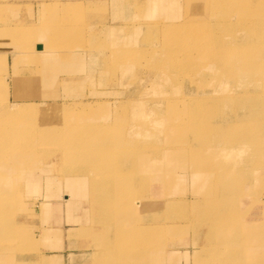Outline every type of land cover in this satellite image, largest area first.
I'll return each instance as SVG.
<instances>
[{
  "label": "rangeland",
  "instance_id": "374dc122",
  "mask_svg": "<svg viewBox=\"0 0 264 264\" xmlns=\"http://www.w3.org/2000/svg\"><path fill=\"white\" fill-rule=\"evenodd\" d=\"M93 1L97 2L91 0V5H84L81 0L43 3L36 13L23 7L19 10L0 6V52L11 55V84L18 87L10 92L9 98L43 103L0 106V247L6 255L13 247L21 248L17 252L26 258L35 253L40 255V247L42 260H47L44 257L48 253L47 239L60 241L67 237L77 244L90 241L101 246L106 237L102 231L106 220L99 207L101 203H96V211L90 200L89 179H74L79 186L68 185L73 180L66 179L76 178L72 177L75 173L81 175L77 171L83 162L95 158L94 150L100 149L107 157L98 169L105 175L100 198L104 189L115 188L110 184L112 181H120H111L110 174L129 177L121 182L131 184L128 197L110 204L114 211L108 217L121 215L144 223L150 218L153 224L165 223L159 235L154 234L153 252L157 259L153 264H166L162 254L181 246L187 247L190 254L185 258L175 257L171 264L224 263L222 256L226 254L230 258L233 248L230 264H264V168L258 162L256 168L253 164L248 170L243 168L244 160L253 151L237 149L233 155L225 154L232 148L228 143L239 147L244 143L239 137L234 138L237 133L227 139L210 135L217 126L228 124V120L247 119L248 123L242 126L250 128L260 125L254 117H239L236 109L245 102H264V89L254 88L264 79V50L261 58H244L230 41L235 34L243 38L248 29L255 38L260 37L264 0H107L100 6ZM19 13L23 14L20 17L24 21L18 20ZM201 39L206 41L207 48L196 51L200 49L196 43ZM35 44L42 46L41 54H37ZM172 50L175 53L170 57ZM3 54L0 53V59L4 58L0 65V87L4 89L7 79L2 77L7 74V66ZM230 63L246 65V68L234 70ZM210 68L217 74V83L212 85L207 75ZM169 75L173 77L172 83L166 81ZM228 81L234 83L233 91ZM33 92L39 95L32 97ZM6 95L5 89L0 91V104L6 103ZM194 100L203 106L213 105L210 111L214 116H205L204 111L200 114L194 107L187 110ZM44 108L53 111L37 115ZM198 124L207 126L200 129L203 134L207 133L201 140L195 135ZM145 128L152 129V137L141 136ZM49 134L54 144L53 134L61 142L66 141L67 149L71 142H77L75 145L88 152L83 155L79 148L78 159L66 157L62 163L47 152L56 150L53 144H47L52 141L46 138ZM180 140L186 141V146ZM38 141L42 144L39 143L37 150L33 144ZM173 149H179L180 153L169 160L163 151ZM60 151L58 148L57 152ZM184 157L189 158L188 163ZM10 160L25 164V182L51 177L53 182L48 183L56 186H36L35 191L32 186H21L19 192L16 186L3 185L4 176L11 175L16 180L19 175L18 171H4L3 166L17 168ZM255 173L258 176L254 179L259 177L258 182L251 179ZM135 174L140 177L136 178ZM216 184L221 190L215 188ZM206 188L219 192L214 197L209 195L213 202L204 211L200 193ZM17 194L19 201H15ZM45 194L52 197L45 198ZM39 197L43 202H34ZM50 199H55L51 208L48 207ZM140 199L151 204L148 202L146 208L135 205ZM167 199L176 202L169 214L163 212ZM142 208L144 211L139 216L132 215ZM204 213L205 217L217 220L213 227L201 222ZM217 226H220L219 232ZM209 230L215 234H208ZM54 231L57 236L52 234ZM34 233L38 235L36 248ZM91 244V251L85 256H75L71 264H102L106 252L103 247L99 250L98 245ZM217 247L221 257L212 260L203 257L205 250ZM116 250L111 249L106 256L118 260V256L129 259L134 254V249L130 252V249L118 248L119 252L115 253ZM193 250H197L195 257ZM98 252L100 259L96 258ZM125 260H119L120 264H134Z\"/></svg>",
  "mask_w": 264,
  "mask_h": 264
},
{
  "label": "bare ground",
  "instance_id": "6f19581e",
  "mask_svg": "<svg viewBox=\"0 0 264 264\" xmlns=\"http://www.w3.org/2000/svg\"><path fill=\"white\" fill-rule=\"evenodd\" d=\"M50 5V4H49ZM215 26H218V25H215ZM214 26V27H215ZM260 29V33L258 36H260L259 38H255V36L253 35L252 33V30L251 29H248L247 32L245 33L244 37H240L239 35H234L233 36V40L230 41V45L232 47H235L237 50L241 51V53L243 54L241 57H244V58H261L260 56V53L261 51L264 50V23H262L261 27L259 28ZM206 41L201 39L198 41V43H196L198 46H199V50L197 49L196 51H203L204 48H207V44L205 43ZM258 43V45H257ZM255 44V45H254ZM41 52H43V48L41 47V50H39ZM171 54L168 55V56H172L173 53H175L173 50L170 51ZM1 58V57H0ZM4 58L3 59H0V65L2 64ZM231 67L234 69V70H237V69H240V68H246V65H241V64H238V63H230ZM174 68V67H173ZM208 68V67H207ZM212 68H210L211 70ZM206 72V71H205ZM203 73V72H202ZM206 74V73H205ZM210 77V80H211V84L212 85L213 83H217V74H216V70H211V72L209 74ZM198 76V75H197ZM197 78V77H196ZM163 79V78H162ZM173 79V77L171 75L169 76H166V81L167 82H170V80ZM225 80H227V78H223ZM165 81V82H166ZM200 81L202 83L205 82V80L203 79H200ZM164 82V80H163ZM164 82V83H165ZM197 82V81H196ZM229 82V85L231 90L233 91L235 85L232 81H228ZM172 83V82H170ZM207 82H205L204 84H206ZM203 84V85H204ZM256 90H259L261 91L262 89H264V79H260L258 84L254 87ZM169 95V93H168ZM168 99V98H167ZM211 102H214V101H211ZM189 103H192V102H189ZM164 104V103H163ZM166 104V103H165ZM211 105V104H210ZM159 106V105H158ZM213 106V105H211ZM211 106H203V103L202 102H198V101H193V103L189 106H187V110L188 108L190 107H194L200 114L204 111L205 113V116H210V115H213V112L210 111V107ZM186 109V108H185ZM53 110H48L47 108H44V109H40L37 113V115L39 114H44V113H48V112H52ZM186 111V110H185ZM155 112V111H154ZM180 114H183L182 111H176ZM236 112L238 114V116L242 117V118H248V117H254L256 118V120H258L260 122V125L256 128H250L249 125H243L242 126V123H248V120H237L235 119L234 121L231 120L229 121L228 120V124H226L225 126L224 125H219L217 126V129L215 131V133H212L210 135H212L213 137H216V138H229L231 135H233L234 133H237L235 137H239L240 140H242L244 143L242 144L241 147H239L238 145H235V144H232V143H228L232 148H230L229 151H226L225 154H234L235 150L237 149H247L249 152L250 151H253L251 152L252 156L250 158H247L244 160L243 162V165H244V169L245 170H248L249 168V165H254V168H256L257 166V162L262 165V167L264 168V102H259L257 100L255 101H251V102H245L243 103V106H238L237 109H236ZM177 113V115H178ZM217 115H220L219 114V111L217 109L216 111ZM55 114V113H54ZM163 114V113H162ZM175 114V113H174ZM49 115V114H48ZM52 115V114H51ZM45 116V115H44ZM47 116V115H46ZM50 116V115H49ZM166 116V115H165ZM214 116V115H213ZM201 117V116H200ZM220 117V116H219ZM224 117V115H223ZM228 119V118H227ZM215 120H219V118L215 119ZM166 122V121H165ZM206 121H202V123H205ZM220 122V121H219ZM223 122V121H222ZM164 126V125H163ZM185 126V125H183ZM196 127L198 126V129L196 131L199 130L198 134L197 132L195 131V135H198L200 140L204 137L203 135H206L207 133L203 134L202 131L200 129H203L205 126H201V125H195ZM193 126V127H195ZM30 127V126H29ZM148 127V126H147ZM176 127V126H175ZM181 127V126H180ZM179 127V128H180ZM195 127V128H196ZM207 127V126H206ZM22 128V127H21ZM152 128V127H151ZM151 128H145L143 130V135L141 134V136L143 137H152L151 135ZM238 128V129H237ZM167 129V128H166ZM165 129V130H166ZM213 129V128H212ZM156 131V129H154ZM174 130V129H172ZM181 130V129H180ZM185 130H186V127H185ZM16 131V130H15ZM94 131V130H93ZM154 131V132H155ZM201 131V132H200ZM170 132V131H169ZM172 132V131H171ZM175 132V130H174ZM173 132V133H174ZM158 133V131H157ZM160 133V132H159ZM178 133V132H177ZM182 133V132H180ZM179 133V134H180ZM51 135V136H50ZM165 135V134H164ZM174 135V134H173ZM92 136V135H91ZM157 136V135H156ZM168 136V135H167ZM178 136V135H176ZM53 137L56 138L55 139V144H54V140L52 139V134H49V136H46V138H49L50 140L52 141H47V144L48 145H51L53 144L54 147L56 148V150H52V149H49L47 150V152L49 153V155H54L55 157H57L58 159H60L61 161L65 160L66 157H71V158H76L78 159V154H77V149H81V153H83V155H85L86 152H88V149H85V148H81L80 145H75L77 142L75 143H70V147L67 149L65 145H67L68 147V144H65L66 141H63L61 142L59 139H58V136L57 135H54L53 134ZM155 137V136H154ZM153 137V138H154ZM162 137V136H161ZM189 137V136H188ZM60 138H62L60 136ZM87 138V136L85 137ZM97 138H103L101 136H97ZM104 138H107L106 136ZM157 138V137H156ZM166 138V137H165ZM169 138V137H168ZM185 138V137H184ZM147 139V138H145ZM144 139V140H145ZM158 140H160L159 138H157ZM176 139V138H175ZM143 140V139H142ZM144 140H143V143H144ZM148 140V139H147ZM150 140V138H149ZM156 141V140H155ZM162 141V140H161ZM173 141V140H172ZM183 140H180L179 142H182ZM68 142V141H67ZM142 142V141H141ZM141 142H140V145H141ZM148 142V141H147ZM159 142V141H158ZM168 141H166L167 143ZM178 142V141H177ZM176 142V143H177ZM178 142V143H179ZM40 144H42V142L40 141L39 142ZM150 143V142H149ZM155 143V142H154ZM175 143V142H174ZM183 144H185L186 146V141L182 142ZM89 146H93V144L91 143H88ZM168 144V143H167ZM180 144V143H179ZM75 145L74 148L71 149V147H73ZM82 145V144H81ZM174 145V144H173ZM36 146L35 148L37 149V146H38V142L34 143L33 144V147ZM85 146V145H83ZM182 146V145H181ZM184 146V145H183ZM184 146V149H186ZM187 148L190 149L191 151V147L187 144ZM66 150H63L64 148ZM141 147V146H140ZM58 148H61L62 151L60 152H57V149ZM144 148V147H143ZM253 150H252V149ZM162 149V148H161ZM160 149V150H161ZM182 149V148H181ZM129 150V149H128ZM127 150V151H128ZM217 150H219L217 148ZM34 151V150H33ZM130 151V150H129ZM216 151V150H215ZM94 152L97 154V156L93 159H88L87 161L83 162V164L81 165L82 168L81 170H78L77 172L81 173L80 174H77L75 173L74 175L75 176H72V174L70 176L72 177H76V178H70V177H66V179H72L73 181H71V184H68V185H74V186H79L78 183L76 184V180L74 179H79V178H83V179H89L90 183H89V186H90V196L92 197L90 200L92 202H94V205H95V210L98 211V209L96 208V203H101L99 205V207H101L103 209L102 211V214H103V217L105 218V225H103V227H108L106 230L103 228V232L105 231V235L106 237L104 238V241L102 243V245L100 246L99 245V250H101V247L102 250L105 253V256L103 258V254H101L102 258L104 261H101L103 262L104 264H117V263H121V261L119 260H125L126 259V256H118V260L117 258H109V256L106 254L108 252L111 251V249L115 248L118 250V248L120 249H124V250H127V249H130V252H132L131 250L134 249V254L133 255H130L131 258L129 257V259H126V261L128 260H131V261H134V264H151L152 262H154L155 259H157V256H155V241H154V237H155V233L159 235V232L160 230H163V228L165 227V223L163 224H159V223H154L153 222H149V219L146 221V223L144 222H135V220H127L125 219L123 216H119V215H116V216H113L112 218L111 217H108V215H112V212L114 211L110 204L113 202V201H121V199L123 197H128L130 195V187H131V184L130 183H126V182H121L122 179H125V178H129V177H126V176H111V174L108 176L109 179L112 181V180H120L118 183H110L112 186H115V188L113 190H110V189H104L103 191V196L100 198V195L102 193V188H101V184H103V182H101L102 180H105V178H103L105 175L101 174L98 172V169L99 167L102 166V163L101 161L107 157H105L104 153L99 150H94ZM138 152V151H137ZM31 153V152H29ZM34 153V152H33ZM54 153V154H53ZM64 154V156H62ZM140 153V152H139ZM146 153H147V149H146ZM159 153V152H158ZM180 153V150H176V149H173V150H168V151H163V154H167V159L170 160V157L171 156H177L178 154ZM211 153V152H210ZM216 153H221V152H218L216 151ZM13 154V153H12ZM22 154V153H21ZM24 154V153H23ZM26 154V153H25ZM122 154V153H121ZM145 154V153H144ZM184 154H186L184 152ZM61 155V157L59 158L58 156ZM137 155V154H136ZM143 155V154H142ZM124 156V155H123ZM121 156V157H123ZM126 156V155H125ZM186 156V155H185ZM163 158V157H162ZM135 159V158H134ZM132 160V159H130ZM163 160V159H162ZM11 162L13 161L15 165L18 166V163H15L14 160H10ZM9 161V163H10ZM22 162L25 163V161H23V159L21 160ZM62 161V163H63ZM70 161V159L68 160ZM120 161V160H119ZM118 161V163H119ZM164 161H165V158H164ZM60 162V161H59ZM87 162V163H86ZM184 162L185 163H188L189 162V158L185 160V157H184ZM24 163H22V165H25ZM65 164H69L68 162L65 163ZM132 164V162H131ZM133 165V164H132ZM69 165H67L68 167ZM105 166V164H104ZM115 166V165H114ZM26 168V167H25ZM119 168H121L119 166ZM129 168H130V165H129ZM135 168V166H134ZM97 169V171H96ZM262 169V168H261ZM75 170V169H74ZM126 170V169H125ZM136 170V169H135ZM134 170V172H136ZM263 171V177H264V169L262 170ZM112 172V171H110ZM71 173V172H69ZM66 174V173H65ZM67 175V174H66ZM137 175L139 174H135V177L136 178H139L137 177ZM257 173H255L254 175L251 176V179L253 178L254 181H259V177H257L256 179H254L256 177ZM68 176V175H67ZM258 176V175H257ZM26 177V176H25ZM28 177V176H27ZM62 178V176H61ZM60 178V179H61ZM64 178V177H63ZM133 177H130V179H132ZM45 180L47 181H50L52 180L51 177L49 178H44ZM81 179V180H83ZM62 181V180H61ZM216 182H219V179H216L215 180ZM79 182V181H78ZM262 183H263V186H264V178H262ZM49 184V183H48ZM81 184V183H79ZM82 187V184L81 186ZM133 187V186H132ZM145 187V185L143 186ZM201 187H204V185H202ZM215 188L216 189H220L221 186H219V184H216L215 185ZM214 188V189H215ZM264 188V187H263ZM214 189H210V188H206L205 190H203V193H200L201 195H203L202 197V201H203V210H207L208 208H210V204L209 203H212L213 201L210 199L209 195L211 196H216L219 192H215ZM144 190V189H143ZM221 190V189H220ZM151 196V195H150ZM100 198V199H99ZM152 198V196H151ZM68 201V200H67ZM151 204L150 201L146 200L144 201L143 199H140V201H137L135 203L138 204V206L140 207H143L144 205V208L147 207L148 204ZM175 200H172V199H167L165 200V205H164V208H163V212L166 213V214H169V211L170 209L172 211H174V205H175ZM153 204V203H152ZM134 205V206H135ZM138 206L136 207V209H138ZM94 207V206H93ZM98 207V208H99ZM144 208H142V210H137V212H135L134 214H132L134 217H137L140 215V212L143 213L144 211ZM87 211V210H86ZM264 211V209H263ZM148 212V211H147ZM75 214V213H74ZM205 214L204 213L201 217L200 220H202L201 222H207L209 223V227H213V223L217 220L213 219L212 218H208V217H205ZM128 216V214H127ZM152 217V216H151ZM12 219V218H11ZM134 219V218H132ZM147 219V217H146ZM14 221V220H13ZM92 221V220H91ZM109 221V222H108ZM138 221V220H137ZM90 222V221H89ZM85 223V221H84ZM91 223V222H90ZM20 224V223H19ZM86 225V224H85ZM154 225H156V230L154 229ZM90 226V224H89ZM92 226V225H91ZM16 227H20V226H16ZM153 227V228H152ZM220 226H217V232H219ZM94 231V230H93ZM211 235L212 234H215V232L209 230L208 231ZM96 233V232H95ZM93 243V242H92ZM224 244V243H223ZM222 244V246H223ZM238 244V242L236 243ZM220 246V245H218ZM3 248V247H2ZM227 248V247H225ZM4 249V248H3ZM27 250V248H26ZM117 250L115 253H117ZM122 251V250H121ZM120 251V252H121ZM234 248L231 249V255H230V258H232L234 255L232 254L234 252ZM119 252V250H118ZM124 252V251H123ZM128 252V251H127ZM129 252V253H130ZM152 252V253H151ZM6 254V253H5ZM38 254V253H36ZM96 255V254H95ZM99 252L97 253L96 255V258L97 259H100L99 257ZM117 255V254H116ZM165 253L162 254V257H164L165 259ZM208 257L210 260L212 259H216V258H219L221 257V252H220V248H216L215 250H208L206 251L205 250V255L203 257ZM117 257V256H116ZM223 259H225L226 261H224L225 264H230V258L228 255H224V257L222 256ZM39 259V258H38ZM94 260V259H93ZM115 260V261H114ZM229 260V261H228ZM96 262V261H95ZM97 263V262H96ZM102 263V264H103ZM224 263H220V264H224ZM99 264H101L99 262ZM126 264V263H125ZM128 264V262H127ZM153 264V263H152ZM211 264V263H209Z\"/></svg>",
  "mask_w": 264,
  "mask_h": 264
},
{
  "label": "crops",
  "instance_id": "0c3cea01",
  "mask_svg": "<svg viewBox=\"0 0 264 264\" xmlns=\"http://www.w3.org/2000/svg\"><path fill=\"white\" fill-rule=\"evenodd\" d=\"M57 1L63 2L65 0H0V6L6 7V8L9 7V8H12V9H14V8H18L19 9V7H23V8H25L24 10L28 9L29 11H32L33 13H36L37 11H39L41 9V6H42L43 3H47L46 5H49V4H52V3L57 2ZM81 1L83 2L84 5L89 4V3L91 5V0H81ZM96 1L97 2L93 1V3L97 4V6H100V5H103V4L107 3V0H105V1L104 0H96ZM102 1H104V2H102ZM20 16H23V14L20 15V13H19L17 15L18 20H23L22 17H20ZM1 25H2V23H0V26ZM35 46H36L37 54H39V53L41 54L42 52L37 50V47L38 46L42 47V46L38 45V44H35ZM0 53L3 54L2 52H0ZM3 55L5 56V65L7 66L6 67L7 68L6 69L7 74L3 75L2 79L3 80L7 79V83L6 82L4 83L5 86H6V87L4 86V89L7 91V95H6V103L5 104L2 103V104H0V106H6V107L10 106L11 107L13 104H25V103L35 104L36 105V102H38V101H40V103H41V100H38V101L34 102V101H27L25 99L19 98L18 101H14L11 98H9L10 92L13 91V89H17L18 87H14L13 86L14 87L13 88L12 84H11V75H12V72H11V60H12L11 55L10 54H3ZM4 89H3V87H0V91L4 90ZM28 90L36 91L35 88H32V89L29 88ZM31 95H32V97H36V95L38 96L39 93L38 92L37 93L33 92V94H31ZM41 104H43V103H41ZM38 147H39V141H38ZM16 167L17 168L12 167L10 169L8 167L3 166L4 171H6V170L7 171H13L14 170V171H18L19 172L18 177L15 176L17 178L16 180L15 179L14 180L11 179V175L4 176L5 178L3 179V181H4L3 185L8 186V187H11V186L15 187L16 186L18 188L17 191H19V192H20L19 187H21V186L22 187L32 186L33 187L32 190H34V191L36 190V186L37 187H40V186H43V185L44 186H49V187H52V185L56 186V184H51L53 182L52 181L53 179L50 181L51 183L48 184V181L43 179V178H41V177H40L39 180L32 179V180H34V181H32V183H27V182H25L27 180H26V177L24 176L25 175V172H24L25 171V167H24V165H22V163L19 162L18 166L16 165ZM12 181H16V182L12 183ZM8 193H9L8 195L10 197L11 193L10 192H8ZM41 194H40V197L43 196V193H41ZM19 196H20L19 194L15 195V198H16L15 201H19V198H18ZM44 196H45V198H51L52 197V196L49 197L48 194H45ZM40 197L37 198V199L35 198L34 202L38 201V202L42 203L43 201H42V198H40ZM54 197H56V199H57L56 195ZM66 199H67V197H66ZM69 199L70 198H68V201L66 200L68 202V205H69ZM54 200L55 199H50L48 201V207L49 208H51V206L54 207V205H53V201ZM72 201L79 203L78 199L77 200L73 199ZM67 202H66V204H67ZM85 202H86V200H85ZM91 208H93V207H91ZM36 212H37V210L35 208L34 209V213H36ZM88 214L90 215V208L89 207H88ZM83 219H86L85 216H83ZM89 221H90V218H89ZM47 231H48V233L51 234V232L49 230H47ZM52 234L56 235L55 231ZM37 237H38V235H36V233H34L33 234V239L35 241V248H36ZM47 240H49L48 244L46 243L48 245V248H47L48 249V253H46L44 255V257L47 260H42V257H41L42 253H41V248L40 247H39L40 255H37L35 253L36 255L35 254L31 255L28 258H26L24 256V254H23L22 257H20V254L17 252L18 251L17 249H19L18 247H13V249L7 250L8 251V253H7L8 255L3 254L5 252L2 250V247H0V264H71L70 261L73 260L75 256H80V255L81 256H85L87 254V251H91L89 246H90V244L92 242H90V241L89 242L83 241L81 244H79V243L77 244V243H74L73 241H71L67 237L65 239H62V240L60 239V241H59V238H54V240H53V238H51V239H47ZM91 245H94V246L98 245L99 246V243H97V244L92 243ZM171 251L168 250V252L166 253V258H165L166 264H171V262L173 260H175V257H177L179 259L180 258H185V256H187V254H190V251L185 246L184 247L181 246L180 248L176 249L175 251L172 249ZM195 251H197V250H193L192 251L193 257H195L194 256V252ZM2 256L4 258H2Z\"/></svg>",
  "mask_w": 264,
  "mask_h": 264
},
{
  "label": "water",
  "instance_id": "95a60500",
  "mask_svg": "<svg viewBox=\"0 0 264 264\" xmlns=\"http://www.w3.org/2000/svg\"><path fill=\"white\" fill-rule=\"evenodd\" d=\"M37 50H41V47L38 46V47H37Z\"/></svg>",
  "mask_w": 264,
  "mask_h": 264
}]
</instances>
